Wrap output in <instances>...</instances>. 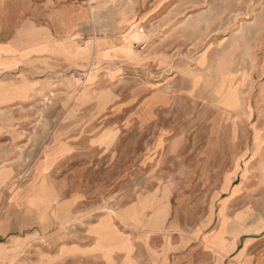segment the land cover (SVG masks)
Returning a JSON list of instances; mask_svg holds the SVG:
<instances>
[{"label": "rangeland", "instance_id": "1", "mask_svg": "<svg viewBox=\"0 0 264 264\" xmlns=\"http://www.w3.org/2000/svg\"><path fill=\"white\" fill-rule=\"evenodd\" d=\"M58 8L69 16H53L64 37L53 35L59 56L38 75L46 89L27 94L25 81H0V106L21 100L0 117V165L17 168L0 186V247L10 264H45L61 247L88 251L93 232L108 241L113 218L127 215L118 210L159 181L173 184L180 168L178 178L189 181L196 157L211 137L229 134L231 121L241 135L264 128V0H0V50L51 27ZM24 70H0V80ZM213 145L217 163L227 162V144ZM47 175L70 186H32ZM155 199L141 206L152 210L148 226L160 229L169 208ZM21 243L24 253L9 250Z\"/></svg>", "mask_w": 264, "mask_h": 264}, {"label": "crops", "instance_id": "2", "mask_svg": "<svg viewBox=\"0 0 264 264\" xmlns=\"http://www.w3.org/2000/svg\"><path fill=\"white\" fill-rule=\"evenodd\" d=\"M17 9L19 13L28 10L35 14L33 7L20 6ZM60 10L58 8L51 13L52 26L36 30L35 35L30 34L23 47L17 35L13 42L3 44L0 51L7 52L4 56L7 59L0 60V70L7 72L23 67L27 70L16 79L4 78L0 81L7 85H20L25 81L29 86L27 94H38L46 89L47 82L38 75L48 72L49 57L59 56L52 49L58 43L53 40V35L64 36L57 32L53 16H69ZM70 17L75 23L82 20L79 14ZM2 29L0 36L7 35ZM114 43L118 46V42ZM116 56L126 61L137 60L121 53ZM20 105V98L3 104L0 106V117L2 112L5 115L6 110L13 109L16 113ZM239 126L236 121H231L229 134L221 136V140L211 137L208 150L196 157L200 165L195 170L190 168L189 181L183 182L178 178L182 175L180 168V172L175 173L173 184L159 181L156 188L137 193L136 198L117 211L121 214L126 211L127 215L125 219L119 216L113 218L108 241L102 242L99 235L93 232L90 234L92 249L61 247L55 259L47 258L45 264H66L70 260L85 264L87 259L94 260L95 264H264V128L258 124L251 126L252 134L248 136L239 133L236 129ZM219 142L227 144L223 145L227 151H222V158H226L227 162L217 163L214 151H209L214 143ZM246 163L248 172L245 175ZM41 169L43 174H48L47 164H41ZM16 173L15 166L0 165V186H7ZM132 173L131 170L127 174ZM218 175L221 177H216ZM32 186L70 185L62 176L47 175ZM151 196L156 197V207L162 205L169 208L165 224L160 229L148 226L152 210L141 206L143 198ZM27 208L36 213L35 208L29 205ZM198 209H204L205 213L199 214ZM129 213H135V216H129ZM33 218L37 219V214ZM45 230L44 227L41 232ZM26 249L22 243L9 248L14 254H22ZM5 251L0 247V264L12 263L13 258H7ZM33 253L39 255V252ZM35 260L36 264L43 263H39L38 258Z\"/></svg>", "mask_w": 264, "mask_h": 264}]
</instances>
